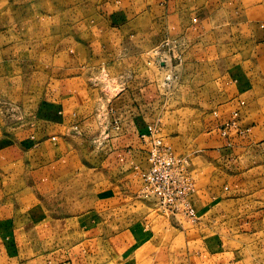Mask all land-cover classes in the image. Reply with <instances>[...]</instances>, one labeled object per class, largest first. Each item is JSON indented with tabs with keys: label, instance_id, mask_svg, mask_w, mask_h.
Here are the masks:
<instances>
[{
	"label": "rangeland",
	"instance_id": "obj_1",
	"mask_svg": "<svg viewBox=\"0 0 264 264\" xmlns=\"http://www.w3.org/2000/svg\"><path fill=\"white\" fill-rule=\"evenodd\" d=\"M132 1L136 6L134 11L128 6ZM148 3L143 0H0V150L7 145L16 147L19 144L25 151L23 162H27L25 165L14 164L8 170L22 165L24 187L31 190L27 155L31 152V128L35 124L37 127L39 121L62 118L67 122L63 139L78 145L75 141L80 137L87 148L78 158L81 167L70 183L59 190L58 195L46 198L37 189L35 198L39 204L25 199L24 211H20L19 203L11 201L13 191L7 193L2 173L8 170L0 163V193L4 189L2 197L8 198L0 201V208L8 209L6 216L0 217V264H31L34 258L51 253L67 237L61 229H71L61 228L58 214L83 212L95 198L108 195L110 186L107 187L105 179L114 175L113 170L107 168V161L101 163L100 168H94L92 160L100 161V156L108 152L107 141L121 132L113 102L123 90L124 71L129 67L140 66L159 75L163 115L137 132L136 141L129 148L132 168L140 181L139 188L127 202L115 203L112 208L124 206L130 213V223L147 224L149 237L155 245L179 244L199 238L196 229L199 215L192 202H189L191 213L171 212L141 192V170L145 167L147 151L155 145L154 139H160L183 165V170L192 179L190 192L206 184L215 169L207 168L203 159L197 157L201 153L193 147L189 117L196 118L198 114H194L193 107L188 105H175L173 99L183 62V58L181 63L174 58L178 54L182 56L188 49L189 38L184 34L167 35L157 41L153 27L143 23V11L150 5ZM135 11V17L141 16L137 24L129 19ZM142 36L144 39L140 41ZM165 57L167 61L163 63ZM86 107L89 110L79 113V108ZM177 117L184 121L178 124ZM25 133L29 138L20 142ZM43 139L36 137L32 141L39 144ZM51 139L55 141L56 136L53 134ZM7 160L5 154L0 155V162ZM252 173L257 177L264 176V166L254 168ZM259 183L252 185V189L257 187L255 190L264 192V177ZM247 194L244 192L239 197ZM254 205L242 202L236 206L224 201L215 206L214 211L217 214L223 211L227 218L215 219L216 227L212 228L210 237L216 236L228 243L237 229V216L250 213ZM43 208L47 210L46 217L40 216ZM51 213L58 214L50 217ZM219 226L223 228L219 230ZM218 231L224 232L219 234ZM263 241L262 233L238 239L243 246V264H257L264 259ZM96 243L90 250L92 253L107 252L102 242ZM227 247L231 245L228 243ZM54 251L63 256L53 259L57 263L69 255L74 257L72 251Z\"/></svg>",
	"mask_w": 264,
	"mask_h": 264
},
{
	"label": "crops",
	"instance_id": "obj_2",
	"mask_svg": "<svg viewBox=\"0 0 264 264\" xmlns=\"http://www.w3.org/2000/svg\"><path fill=\"white\" fill-rule=\"evenodd\" d=\"M143 1L150 2L143 11V23L153 27L157 41L167 35L184 34L189 38V47L182 53L180 79L173 99L175 105H188L198 114L196 118L189 117L193 147L201 153L197 157L203 159L207 168H215L207 183L188 195V201L199 215L196 220L199 238L179 244L155 245L147 224L130 223V213L124 206L112 208L115 203L127 202L139 188L129 148L135 143L137 132L163 115L159 75L140 66L127 68L125 65L123 90L113 102L121 132L107 141L108 152L99 155L100 161L92 160L94 168H100L101 163L107 161V168L113 170L114 175L105 179L107 187L110 186L108 195L102 199L98 196L80 213H53L61 219V228H71L61 229L67 237L54 250L72 251L74 257L69 255L57 263L53 259L61 254L52 250L34 258L31 264H243V246L238 239L264 234V192L255 190L257 187L252 189L264 176L251 175L254 168L264 166V0ZM128 4L134 11V1ZM136 14L137 11L129 18L133 24L141 19V16L135 17ZM143 39L144 36L140 41ZM79 109L83 114L89 107ZM177 120L178 124L184 121L178 117ZM66 123L56 118L39 121L37 127L35 124L31 128V152L26 154L30 158L31 190L24 187L22 165L8 170L27 164L23 162V147L7 145L0 150V155L8 157L7 161L0 162L8 170L2 173V181L7 193L13 191L10 199L19 203L20 211H24L25 199L39 204L35 198L37 189L45 198L58 195L80 169L78 158L87 148L80 137L74 140L78 145L63 139ZM53 134L55 141L51 139ZM21 136L20 142L29 138L26 133ZM36 137L44 138L43 142L33 143ZM244 192L248 194L239 197ZM2 193L0 201L4 200ZM224 201L236 206L242 202L255 204L250 213L237 216V229L231 231L234 235L228 242L230 248L227 241L210 237L212 228L216 227L215 219L227 218L223 211L219 214L214 211L215 206ZM40 212V216H47L45 208ZM7 213L5 206L0 208V217ZM64 220H67L66 225H63ZM222 228L219 226V230ZM96 242H102L107 252L92 253L90 250ZM263 262L261 258L257 264Z\"/></svg>",
	"mask_w": 264,
	"mask_h": 264
},
{
	"label": "built area",
	"instance_id": "obj_3",
	"mask_svg": "<svg viewBox=\"0 0 264 264\" xmlns=\"http://www.w3.org/2000/svg\"><path fill=\"white\" fill-rule=\"evenodd\" d=\"M166 59L165 57L162 62L166 63ZM174 61L181 63V54L175 56ZM154 141L155 145L147 151L145 167L141 170L143 196L171 212H193L188 201L192 187L191 177L171 151L162 145L160 139Z\"/></svg>",
	"mask_w": 264,
	"mask_h": 264
}]
</instances>
